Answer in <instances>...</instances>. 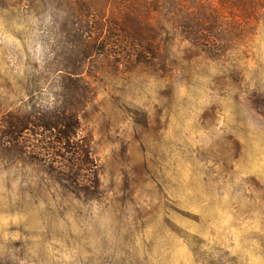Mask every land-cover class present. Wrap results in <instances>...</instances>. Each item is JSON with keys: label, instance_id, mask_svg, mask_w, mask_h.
<instances>
[{"label": "clouds", "instance_id": "9594fccd", "mask_svg": "<svg viewBox=\"0 0 264 264\" xmlns=\"http://www.w3.org/2000/svg\"><path fill=\"white\" fill-rule=\"evenodd\" d=\"M228 6L130 0L153 55L0 0V264H264V0Z\"/></svg>", "mask_w": 264, "mask_h": 264}, {"label": "trees", "instance_id": "16d2710c", "mask_svg": "<svg viewBox=\"0 0 264 264\" xmlns=\"http://www.w3.org/2000/svg\"><path fill=\"white\" fill-rule=\"evenodd\" d=\"M129 2L130 0H74V3L79 4L82 10L91 11L96 9L100 12V15L96 17L99 31L96 42L100 43L103 41L106 50L116 47V44L112 41H118L122 50H127V45L130 42L137 41L147 44L149 51H152L153 55H155L157 51L156 42L152 38L151 33L146 31L144 26L139 22V10L122 11L124 5ZM180 2L187 3V0H180ZM208 2L214 6L218 15H232V18L236 19L237 22H242L241 17L234 15L237 12V8L228 6L233 3V0H208ZM108 31L112 34L106 37V32ZM117 33H123V37H118ZM102 47L103 45H101ZM19 127V124L14 123L10 129V133L12 135H19L20 137H28L29 139L32 137L39 139L41 134L46 132L45 127H37L30 122L25 123L22 130L17 132ZM51 131L56 132V129L52 128ZM57 140L61 143L63 142V133L57 136Z\"/></svg>", "mask_w": 264, "mask_h": 264}, {"label": "rangeland", "instance_id": "374dc122", "mask_svg": "<svg viewBox=\"0 0 264 264\" xmlns=\"http://www.w3.org/2000/svg\"><path fill=\"white\" fill-rule=\"evenodd\" d=\"M109 58H111V57H109ZM117 66H119V65H117Z\"/></svg>", "mask_w": 264, "mask_h": 264}]
</instances>
